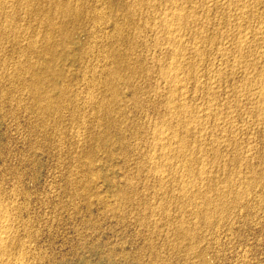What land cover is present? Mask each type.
<instances>
[{
	"label": "rangeland",
	"instance_id": "rangeland-1",
	"mask_svg": "<svg viewBox=\"0 0 264 264\" xmlns=\"http://www.w3.org/2000/svg\"><path fill=\"white\" fill-rule=\"evenodd\" d=\"M115 1L112 0L113 5ZM200 1L207 2L209 0ZM47 3H43L45 7H49V3L46 6ZM224 8L223 5L219 6L215 11L212 10V13L206 12L208 15L204 12L201 13L199 8L196 9L202 18L205 15L208 16L209 22L205 26L208 35L211 36L212 33L216 34V31H219L223 37L220 33L213 34L218 35L217 38L220 40L215 41L216 45L213 42L198 44L206 55H202L203 62L201 59L196 63V67L199 68L203 77L200 79V84L196 85L189 81L190 83L188 82L189 84L186 85V90H188V92L186 91L188 96H186L187 111L192 112L197 107L199 112L201 109L208 108L209 104V108L214 110V115H216L205 117V119L204 116H200V113H197L196 116L197 109L192 113L198 117L199 123L202 122L201 126L202 124L204 126V128L200 126L203 133L200 132L201 140L204 141V149L195 151L194 157L198 156L194 158L196 159L194 160L195 164H192L196 169L191 165L193 170L195 169L192 173L193 177L191 175L184 176L183 167L179 166L184 164L183 160L176 157L177 160L173 159L172 165L170 163L164 167L163 165H166L164 162L156 163L158 166L163 164L161 167L169 176L162 185L157 183L155 172L153 173V164L148 163L145 157L149 156L148 153L153 149L155 151L153 150L152 154L158 153V150L150 145L153 141L151 139L150 142V133L153 136V129L156 131L166 117L163 112L162 97L157 94L158 89L163 91L161 87L164 88V85L161 79L157 81L159 79L155 67L157 63L155 65L151 63L153 67L150 65V61L153 58L154 60L158 58L157 60H161L159 63L165 64L169 60L166 61L168 55L159 53L160 51L153 46L152 34L148 33L143 25V22L150 20L149 17H153V15L147 16L149 19L144 17V21H141L142 24L138 21L139 24L137 23L138 27H136L139 29L136 28V31L141 33L134 31L137 41L133 50H128L127 45L122 43L108 44V41H102V39L101 42L100 39L94 40L84 32L75 34V39L79 41L78 45H81L75 52L67 50L63 46H57L56 52L59 56H56L52 63L54 69L59 68V78L57 77L56 81L58 84H61L62 81L70 88L67 89L69 93L66 95V105H64L65 102L62 103V106H59V112L49 114H40L39 109L34 106L35 104L26 97L18 104V96L9 91L12 88V83L13 85L15 83L14 80H6L3 73L13 67L19 48L12 41L10 43L4 40L5 38L0 39V45H3L0 47V71H2L0 72V75L2 73L0 76V205L4 202L6 204H3L4 207H10L7 209L8 212L10 211L11 222L14 221L13 236L15 235L16 241L17 239L19 241V244L18 241L13 244L15 247L13 250L12 246L6 251V255L0 257V264H264V113H262L264 105H260L259 100L256 101L249 95L257 87L256 84L259 83L258 87H261V81L264 80L262 79L264 78V55H262L264 54V42L258 40L259 38L256 36H251L247 38L248 42L246 40L249 51L245 49L241 54L236 51L234 44H237L238 38H235L237 35L234 33L239 29L233 31L232 26H236L241 21L238 22V19H235L236 16L232 14L233 12H228ZM8 10L5 9L7 14L11 12V9ZM23 10V7L16 10L18 16L15 15L13 18L14 24L16 23L17 27L20 26L18 24H21L20 28H27L26 32L29 30V33L32 32L31 34H37L41 30L38 34L43 35L45 33L44 26L39 25V21L33 19V12L30 15V12L25 10L22 12ZM116 10L114 6L111 13H115ZM106 11L109 12V10ZM26 13H28L27 17ZM226 13L232 15V20L229 19V15L228 19L225 18ZM28 16L30 17L28 18ZM261 18L264 19V13L260 18L250 19L251 23L248 21L249 18L246 19L247 22H242L240 31L247 33L248 30L250 32L252 29L262 28L264 22L261 21L263 20ZM0 19L2 20V18ZM225 19L226 21H224ZM125 29L128 30L127 27ZM99 35V33L96 34V37ZM226 35L228 36L226 37ZM143 37L146 40L143 41ZM255 39L258 41L256 42ZM184 40L187 42V46L194 43H191L190 37H186ZM141 41L143 42L141 43ZM217 43L221 46L220 48L228 49L225 50V55H219L220 51L215 50L218 47ZM105 50L119 51V53L128 51L132 58L140 55L141 57H139L145 63L139 62L142 65L141 68H147L146 72L149 71L147 75L143 73L141 76L139 74L136 76L138 79L140 78V81L135 76L134 79H131L134 81L131 83L135 85L134 90L139 102L135 107L133 99L130 98L131 92L127 91L123 82H117L118 88L120 85L121 87L116 106L120 104L125 111L127 110V113L124 117H119L118 114L115 116L116 113H114V117L119 120L116 121L117 124L108 127H106L107 122L103 113L99 112L95 105L93 107L90 102L91 97L108 98L109 91L105 89V79L98 78L96 75L93 79L94 84L93 81L87 82L82 78V70L86 66H91V68L97 66L93 68H98L105 65L104 57L100 56L102 54L100 52ZM185 51L190 52L183 50V53ZM132 52L136 53L132 54ZM207 53L210 56L209 59ZM185 54V57L195 58L191 52ZM257 58L260 60L258 61ZM66 61L67 63H65ZM243 63L249 65L246 67ZM231 65L235 67L233 70H231L233 68ZM251 66L256 68L253 69ZM47 74L51 78V75ZM122 74L125 79L129 78L127 70H124ZM144 74L147 76L146 78L143 76ZM255 75L261 79L257 78L259 82ZM136 79L139 82L135 83ZM251 79L254 83L251 82ZM83 81L86 82V85ZM210 81L212 82L208 83ZM247 81L250 82L249 87H246ZM154 88H156L155 94ZM87 102L90 103L85 104ZM83 103L87 106L85 107ZM255 103H257V108L254 107ZM259 106L262 108L258 109ZM255 108L259 111H255ZM260 110L261 114H257L260 113ZM122 118L125 121L121 122ZM46 119L49 122L45 121ZM50 121L55 122L51 123ZM221 122L223 123L221 124ZM85 134L86 139H84ZM190 134L189 137L188 135L185 137L189 140L188 142L193 144L195 137ZM77 137L79 140L76 141ZM138 146H140L139 149H137ZM205 150L208 153L207 156H205L207 154ZM212 151L215 154H212ZM203 153L205 154L203 155ZM214 156L215 160L213 159V161L211 159ZM88 157L89 159H87ZM200 157H203L205 161L202 160L203 158L200 160ZM85 161L89 164H84ZM157 161L163 160L158 158ZM166 167L168 169H165ZM200 167L205 168L209 175L206 173L199 175L197 170ZM168 170L171 174L174 170L173 176L168 174ZM189 178L193 183L192 188L196 186L195 189L193 188V192L199 189L201 192L207 191L205 195H208L207 197H210L212 202H219L217 200L222 198L225 206L222 205L223 207H220L216 212H206L207 219L203 220L201 215L197 214L201 209L194 207L199 199L196 195L199 197L200 195L195 193L196 195L192 196V199L191 197L190 199L184 197V199L178 194L181 190L180 186L185 185ZM203 179H207V182H204ZM87 188L88 190H86ZM218 189L222 190H220L222 194ZM83 190L84 192H82ZM215 191H218V198ZM208 192L209 194H207ZM1 200L3 201L1 202ZM187 201L189 203L192 201L193 204L188 205ZM16 251L18 252L15 255ZM9 252L11 253L9 254Z\"/></svg>",
	"mask_w": 264,
	"mask_h": 264
},
{
	"label": "bare ground",
	"instance_id": "bare-ground-1",
	"mask_svg": "<svg viewBox=\"0 0 264 264\" xmlns=\"http://www.w3.org/2000/svg\"><path fill=\"white\" fill-rule=\"evenodd\" d=\"M197 1L198 0H196V1H194V0H131V1H129V0H116L115 4L113 5L112 0H0V18H2V20L0 19L1 20V23H0V39L2 40V38L3 39L5 38L4 40H7L10 43L13 42L19 48L18 54L16 55L17 57H15V58H17V60H16V62H14L13 65L11 64L13 67L10 66L11 68H10V70L8 72L3 70V71H5L3 73V77L6 80L10 79L9 81L14 80L13 82L15 83V85H13V83H12V88H10L9 91H11V93H13V94L18 96V104H20V102L22 100L24 101L25 97L28 98V100H30L32 103H34L35 104L34 106H36L39 109V113L40 114L41 113L49 114L51 112H59L60 111L59 106L60 105L62 106V103H64V102H65L64 105H66V100H67L66 99L67 98L66 95L69 93V90H67V89L70 88V87H68L65 83H62V81L60 82L61 84H58L57 81H56L57 77L59 76V74H58L59 68L54 69V67H53L54 65L52 66V63H54L53 61H54L55 57L59 56V55H57V52H56L57 51L56 49H58L57 46H63V47H66L67 50H70V51L72 50V51L75 52V50L79 46L78 45L79 41H78V39H75V34H78L80 32H84V33L88 34V36L91 37L92 39L94 38V40L100 39V42H101V39H102V41L103 40L108 41L109 42L108 44H111V43L112 44H114V43H117V44L118 43H122V44L127 45L128 50H133L132 48L134 47V45L136 44V41H137L135 32H137L136 28L138 27L137 23L139 24L138 21H140V22L144 21L143 20L144 17L148 18L147 16H150V15L152 16L153 15V17H149V18H151L150 20H145L143 22V25L147 29L148 33L150 32L152 34L151 39L153 41L152 42L153 46L160 51L159 53H162L165 56H167V55L169 56V57L167 56L166 61L168 59L169 60L167 61V63L165 62V64L159 63L161 60L160 61L157 60L158 58L155 59V60L153 58V59H151V61L149 60L150 61V65H152V64L155 65L157 63L155 65L156 70H157L156 72H158V75H159V79H157V81L161 79V81H162V83L164 85V88L161 87L163 91H159V89L157 88L158 87L157 85H159L158 82H157V85H156L157 87L156 88L158 89V91H157L158 96L162 97L163 112L166 115V117L162 120L161 126L156 131L153 129V131H152L153 132V136H152V133H150L151 137H153V138L150 137V142H151V139L153 140L151 142L152 144H150V145H152V147L157 149L158 153L156 152L157 154H152V152L155 151L152 148L154 151L151 149L152 152L150 151V153H148L149 156H145V157H146L148 163L153 164V167H154L153 168V173L155 172V174H154V175H156L155 179H157V183L159 185L164 184L166 182V180H168L167 178L169 176L167 175L165 170L161 167L163 164L158 166V164L156 165V163H158V162H162L163 163L164 162V164H166V165H163V166L165 167L168 164H170L173 159L177 160L176 157H179L180 159L183 160L182 163H184V164H181L179 166L183 167V168L182 167L181 168L183 169V171L185 173L184 176H186V175H187V177L189 175L192 176L193 175L192 174L193 171L196 169L195 166L192 165V164H195L194 160H196V159H194V158H197V156H198L197 155L196 157H194V155L196 154L195 151L198 152L199 149H202L203 145H204V143H203L204 141L201 140L202 139L201 138L202 137L201 136V133H202L201 127L203 126V124L201 126L200 123H202V122L199 123V120L197 119L198 117H195V115L192 114L197 109V107H196V109H194V111L191 110L192 112H190V111L188 112L187 111V108H186V100H187L186 96H187V94L186 93L188 92V90H186V88H187L186 85H188L190 83L189 81L194 82L196 85L200 84V79H201V77H203L202 74H200L201 71H199V68L196 67V63L198 61H200L201 59H202V62H203V59H204V58H202V55H204V53H203L204 51H202V49L200 48V45H201L200 43L201 42L203 44H204V42L205 43H207V42L215 43V41H217V39H218L217 38L218 35L217 36H215V35L217 33H220L219 31L215 30L216 34L212 33L211 36L208 35V32L206 31L207 29L205 28L206 24L208 25L207 22H209L207 20V17H208L207 13L211 12L212 10L215 11V9H217V7L219 8V6L223 5V6H225L224 10L226 9L228 12H233L232 14L237 17V18L235 17V19H238V22H239V20L241 21L239 24L237 23L236 26L235 25L232 26L233 27L232 28L233 31H234V29L235 30L239 29L237 32L234 33L235 35H237L235 38L236 39L238 38L237 39L238 41L236 40L237 44L236 45L234 44V48H235V50L237 49L236 51H239L240 54L245 49H248V51H249V48H247V44H246V40H247L248 37L256 36L257 38H259L258 40H261L262 42H264V25H262V23H260L262 25V28L258 27V29L256 28L257 30L254 27L255 30L252 29V31H250V32L248 30L247 33L243 32V31H240V28L242 27L241 26L242 22L244 23L246 21V19L249 18L248 21H250V23H251L252 21L250 19H254V18L257 19V18H260L263 15V13H264V0H209L207 2H205V1L203 2V1H200V0H199L200 2L199 1L197 2ZM47 2L49 3V7H45V5L43 4V3L46 4ZM48 3H47L46 6H48ZM41 4H43V5L40 6ZM18 5H21L26 12H28V13L30 12V15L33 12L32 13V14H34V15H32L34 17L33 19L39 21V23H38L39 25H41V26L43 25L44 26L43 29L45 30V33H43V35H39L38 34L41 31L40 29H39L40 31L37 34L34 33V32H33L34 34H31L32 32L29 33V30H28V32H26L27 30H25V29H27V28H25V27H24L25 29L20 28L21 24H18V25H20L19 27H17L15 25L16 23L14 24L13 18L15 17V15L18 16V14H16V10L22 8V7L18 6ZM114 6L116 7L117 10L115 11V13L114 12L111 13L112 12V8ZM197 8L200 9L201 13H203V12L206 13L207 12L206 13L207 15H205V17L202 18L200 15H198V10L196 11ZM5 9H7V10L11 9V12L9 14H7L6 13L7 11H5ZM24 10L22 12H24ZM106 10H109V12L106 11ZM18 12H19V10H18ZM28 13H26V17H27ZM224 15H225V12H224ZM228 15H229V13H226V17L225 18H227ZM231 16L229 17V19L231 18ZM29 17L30 16H28V18ZM232 18H231V20H232ZM33 19H32V21H33ZM261 19H263V18H261ZM263 20H261V21L264 22ZM17 21L19 22V19H17ZM224 21H226V19ZM257 21H259V20H257ZM236 22H237V20H236ZM28 23H29V21H28ZM140 24H142V22ZM34 25L36 26V24H34ZM143 25H141V26H143ZM258 26H260V25H258ZM126 27L128 28V30L125 29ZM144 27H141V28H144ZM256 27H257V25H256ZM40 28H42V27H40ZM225 28H226V26H225ZM137 29H139V28H137ZM209 29H210V27H209ZM215 31H213V32H215ZM233 31H231V32H233ZM221 32H223V31H221ZM98 33L100 35L98 37H96V34H98ZM137 33L140 34L141 32H137ZM209 33H210V31H209ZM213 34H215V35H213ZM227 36L228 35H226V37ZM144 37H145V35H144ZM186 37H190V39L192 40V42L191 41L190 42L191 43L194 42V43L192 45L189 44V46H187L186 45L187 42L184 40ZM222 37H223V35H222ZM138 39H139V37H138ZM139 40H141V39H139ZM144 40H146V39L144 38L143 41ZM258 40H256V42ZM7 41H5V43H8ZM143 41H141V43ZM218 41H220V40L218 39ZM221 41H222V39H221ZM223 41H225L224 38H223ZM231 41H230V43H231ZM247 42H248V40H247ZM262 42H260V43L262 44ZM144 43H146V42H144ZM228 43H229V41H228ZM1 44H2V42H1ZM198 44H200V45H198ZM215 45H216V43H215ZM263 45H264V43H263ZM2 46L0 45V47H2ZM207 46H209V45H207ZM248 46H249V44H248ZM109 47H110V45H109ZM220 47L221 46H219V44H218V47H216L217 49H215V50H217V52L220 51L219 55L221 54L223 56V55H225V50L226 49H224L225 47L224 48H220ZM3 48H5V47H3ZM15 48H17V47L15 46ZM105 48H107V47H105ZM12 49H11V51H13ZM111 49H112V46H111ZM183 50L190 51L195 58H192V57L189 58L187 56H186L187 57L186 58L184 56V55H186L185 53H189L190 54V52H186L185 51V53H183ZM14 52H16V51L14 50ZM205 52H207V51H205ZM210 52H211V50H210ZM217 52H216V54H217ZM100 53H102V54H100ZM100 53L98 52V54H100L101 57H104L103 59H105V62H106L104 66H106V65L107 66L106 67L102 66L100 64V62H99L100 59L98 58L99 60L98 59L97 60H98V62H99V64L101 66H99L98 68H93V67H97V66H93L91 68V66L88 67V66L85 65L86 68L82 70L83 71L82 78H83V80H85L87 82L93 81V79L95 78L96 75L98 76V78L102 77V78L105 79L104 84L107 87V88L105 87V89H107L109 91V93H107V95L109 94L108 98L101 99L98 96L96 98L95 97H91V101L90 102L93 104V107L95 105V107H97V110L99 112L103 113V115L105 116L106 122H107V126L106 127H108V126H112V125L117 124L116 121L118 122V120H119L117 117H114V113H116L115 116H117V114H118L119 117H124L125 113H127L126 112L127 110L125 111V109L122 106H120V104H118L119 106H116V102H118L117 99L119 100V98H118V96H119V88L121 87V85H120V87L118 88L117 82L118 81L119 82H123L124 86H126V88H127V91L131 92V97L130 98L133 99V101H134V105L133 106L135 107V105H137L139 102H138V98H137L136 92L134 90L135 85L133 83H131V81H132L131 79L132 78L134 79V76L136 77L138 74L140 76L143 73H145L147 75V74H149L148 73L149 71L146 72L147 68H144V69L141 68V66H142L141 63L143 61L140 58L141 57L140 55H139L140 57L139 56H135V58L133 57L134 58L133 59L132 57L129 56V52L128 51H126L124 53H119V51L105 50V51H101ZM133 53H136V52H132V54ZM132 54L130 53L131 56H132ZM235 54H236V52H235ZM11 55H12V52H11ZM207 55H208V53H207ZM262 55H264V54H262ZM13 56H14V54H13ZM96 56H98V55H96ZM204 56H206V55H204ZM260 56H258V57H260ZM82 57H83V55H82ZM239 57H241V56H239ZM255 57H257V56H255ZM61 58H62V55H61ZM209 58H210V56L208 57V59ZM93 59L96 60L95 58H93ZM144 60H146V59H144ZM205 60H207V59H205ZM238 60L240 61L239 58H238ZM257 60L259 61L260 58L259 59L257 58ZM257 60H256V62H257ZM140 61H141V63H139ZM59 62H60V60H59ZM207 62H208V60H207ZM209 62H211V61H209ZM251 62H252V60H251ZM251 62H250V64H251ZM65 63H67V61ZM211 63H213V62H211ZM142 64H145V63L143 62ZM233 64H235V63H233ZM245 64L243 63V65L246 66V67H247V65H249L248 63L246 65ZM253 64H255V62ZM3 66H4V64H3ZM233 66L231 65V67H233ZM237 66H240V65H237ZM255 66H254V68L251 66V68L255 69L256 68ZM56 67H58V66H56ZM146 67H148V66H146ZM186 67H188V68H186ZM3 68L5 69V67H3ZM234 68L235 67L231 68V70H233ZM236 69H237V67H236ZM124 70H127V72L129 73L128 74L129 75L128 79H125V77L122 74V72ZM211 70H212V68H211ZM0 72H2V71H0ZM47 73H49L51 75V78H50V76ZM63 73H64V71H63ZM256 73H257V71H256ZM77 74H79V73H77ZM145 74L143 76H145ZM261 74H262V72H261ZM1 75H2V73H1ZM124 75H125V73H124ZM146 77L147 76H145V78ZM260 77H261V75H260ZM262 77H263V75H262ZM208 78H210V77H208ZM253 78H255V77L253 76ZM257 78H259V76H256V79ZM137 79H136L135 83L140 81L139 80L140 78L138 79L139 81H137ZM213 79L214 78L212 77V80ZM252 79H251V82L254 83V81H253L254 79L253 80ZM259 79H257L258 81L257 80L256 81L259 82ZM262 79H264V78H262ZM145 80H144V82H145ZM85 81H83V82H85ZM205 81H206V79H205ZM262 81H261V84H262L261 87H258L260 84L257 83L256 84L257 87L255 88V90L252 91V92L250 91L251 93L249 92L250 93L249 95L251 96L252 99L254 98L256 101L259 100L258 102H259L260 105H264V80H262ZM132 82H134V81H132ZM211 82L212 81H210L208 83H211ZM159 83H161V82H159ZM94 84H95V82H94ZM94 84H93V86H94ZM85 85H86V82H85ZM97 85H95V86H97ZM196 85H195V87H196ZM253 85H255V84H253ZM87 86H88V84H87ZM89 86H92V85L89 84ZM100 86H102L101 83H100ZM207 86H209V85H207ZM247 86L248 87L250 86V82H248V81L246 82V87ZM103 87H99V88H103ZM156 88H154V94L156 93L155 92ZM244 88H245V84H244ZM251 89H249V90H251ZM206 90H208V89H206ZM72 92H73V90H72ZM90 94H93V93H90ZM125 94H126V92H125ZM104 95H106V94H104ZM87 99L90 100V98H87ZM255 100H253V101H255ZM125 101H127V100L125 99ZM130 101H131V99H130ZM84 102H85V100H84ZM119 102L121 103L122 101H119ZM89 103L87 102L85 104H89ZM257 103H255V106L253 105L256 108H257V105H256ZM67 104H68V102H67ZM253 104H254V102H253ZM83 105H84V103H83ZM84 106L86 107L87 105H84ZM206 106H207V103H206ZM260 107L261 106H259L258 109H260ZM262 107L261 108L263 110L264 106H262ZM256 108H255V111L258 110V109L256 110ZM90 109H91V107H90ZM195 112H196L195 113L196 116H197V113H200L201 115L200 114L199 115L200 116H204V118L205 117L208 118L209 116L214 117L216 115V114L214 115V110H211V108H209V104H208V108H206L204 110L201 109V111H199V112H198V109H197V111H195ZM262 113H264V112H262ZM97 114L98 113L96 112V115ZM257 114H261V110H260V113L258 112ZM96 115L94 114V116H96ZM45 116H47V115H45ZM112 116H113V118H112ZM258 116H260V115H258ZM49 117H51V116H49ZM99 117H100V115H99ZM199 118H201V117H199ZM123 120L124 119L122 118L121 122H123ZM202 120H203V118H202ZM45 121H47V119ZM47 122H49V121H47ZM47 122H46V124H47ZM100 122H101V120H100ZM222 123L223 122H221V124ZM202 128H204V126ZM115 129H114V132H115ZM121 129H122V127H121ZM92 134L94 135V132ZM97 134H100V133H97ZM189 134L191 136L195 137V140L193 139L194 142L192 141L193 144L191 142H188L189 140H187L186 137H185L186 135H188V137H189ZM205 134H206V132H205ZM206 135H208V134H206ZM122 136H123V134H122ZM84 137H85L84 139H86V134H85ZM102 137L103 136L101 135V138ZM81 138H82V135H81ZM77 140H79V137H77L76 141ZM80 140H82V139H80ZM100 140L103 141V139H100ZM96 141H97V139H96ZM89 143L90 142H88V145H90ZM190 143H191V146L189 145ZM91 145H92V143H91ZM140 146H138L137 149H139ZM213 151H215V150L213 149ZM205 153H207L206 150H205ZM205 153H203V155ZM85 154H86V152H85ZM197 154H200V153H197ZM212 154H215V153L213 152ZM207 155H208V153L205 156H207ZM158 158H161L163 161H157L156 162V159L158 160ZM202 158L203 157H200V160ZM87 159H89V157ZM213 159L215 160V156L211 160H213ZM176 160L174 161L175 163H176ZM182 160H180V161H182ZM202 160L205 161L204 158ZM208 160H209V158H208ZM203 161H201V162H203ZM201 162H200V164L203 165ZM85 163L89 164V162H87V161H85L84 164ZM154 163H155L156 166L154 165ZM200 164H199V166H201ZM170 165H172V163ZM191 165L194 166V168H195L194 170L191 167ZM160 168H162V169H160ZM165 169H168V168L166 167ZM177 169H178V167H177ZM173 171H172V174H173ZM176 171H175V173H176ZM178 171L181 172L180 170H178ZM197 171L196 172L199 175H203V174L206 173L205 168L203 169L202 167L198 168ZM196 172H194V173H196ZM208 173H206V174H208ZM168 174L173 176L171 174V172H169V170H168ZM204 176H206V175H204ZM210 176H211V174H210ZM181 177H182V175H181ZM248 178H250V177H248ZM207 179H203V180H205L204 182H207L206 181ZM86 180H88V179H86ZM211 180H213V179H211ZM186 181H187L188 184L186 183L185 185L183 184V186L181 185L182 187L180 186L181 190L179 191L180 193H178V194L181 195L180 197L183 196V198L185 197L186 199H190V197L192 199V196L195 197V195H196L195 193H198L200 195V197L196 195V197H198L201 200H199V199H198V201L196 200L197 202L195 201L196 203L194 204L195 205L194 207H196L199 210L200 209L202 210V211L200 210L201 212L200 211L197 212V214L201 215L200 217L203 218V220L207 219L206 212L207 213L209 211L210 212L211 211L212 212H216V211H218L220 209V207L221 208L223 207L222 205L225 206L224 199H222V198H221V200H219L220 198L217 200L219 202H212L211 201L212 199L210 200L209 199L210 197L208 198L207 197L208 195L207 196L205 195V192H207V191L201 192L200 189L197 188L199 190H197V191L195 190V192H193L194 191L193 190L194 187L192 188V184L193 183L190 182V178L187 179ZM201 183H203V182H201ZM87 185H85V186H87ZM208 185H209V183H208ZM195 188H196V186H195ZM208 189H210V188H208ZM86 190H88V188ZM221 191H220V193L222 194ZM82 192H84V190ZM207 194H209V192ZM227 194H229V193H227ZM234 196H236V195H234ZM216 197L217 198L219 197L218 193H217ZM235 200H236V198H235ZM237 200H238V198H237ZM2 201L3 200H1V202ZM188 201H187L188 205L189 204L191 205V203L193 204L192 201H191V203H189ZM2 203L5 204L4 202H2ZM3 204L0 205V257L1 258H2L3 255H6L7 254L6 251H8V249H10L13 246V244L17 243V241H18V239L16 241V239L14 237L15 235L13 236V231H14L13 223H14V221H13V223L11 222L12 219H10L11 216H9V212L10 211L8 212V209H7L9 206H7V208H6V207H4L6 204L4 206H3ZM187 207H189V206H187ZM15 225H16V223H15ZM12 229H13V231H12ZM178 232H180V231H178ZM182 232H181V234H182ZM18 244H19V241H18ZM13 248H15V247L13 246L11 249L13 250ZM17 252L18 251L15 252V255H16ZM10 253L11 252H9V254ZM7 256H9V255H7ZM18 256H19V253H18Z\"/></svg>",
	"mask_w": 264,
	"mask_h": 264
}]
</instances>
